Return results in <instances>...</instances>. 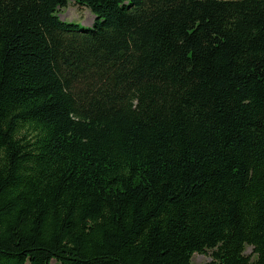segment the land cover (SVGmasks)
<instances>
[{"label": "trees", "instance_id": "16d2710c", "mask_svg": "<svg viewBox=\"0 0 264 264\" xmlns=\"http://www.w3.org/2000/svg\"><path fill=\"white\" fill-rule=\"evenodd\" d=\"M70 1L0 0V264H264V0Z\"/></svg>", "mask_w": 264, "mask_h": 264}, {"label": "rangeland", "instance_id": "374dc122", "mask_svg": "<svg viewBox=\"0 0 264 264\" xmlns=\"http://www.w3.org/2000/svg\"><path fill=\"white\" fill-rule=\"evenodd\" d=\"M59 14L63 20L77 22L84 27H91L95 19L94 13L88 7L76 4L73 0L70 1L67 7H63ZM211 253V250L207 253H195L192 258V264H201L210 261L212 259ZM245 253L248 255L253 254V247L248 246ZM51 264L57 263L53 260Z\"/></svg>", "mask_w": 264, "mask_h": 264}]
</instances>
